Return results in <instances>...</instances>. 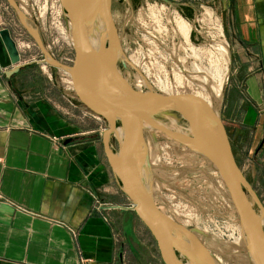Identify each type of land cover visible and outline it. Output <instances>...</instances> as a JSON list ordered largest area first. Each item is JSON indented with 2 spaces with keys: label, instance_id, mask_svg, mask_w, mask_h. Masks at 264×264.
<instances>
[{
  "label": "crops",
  "instance_id": "0c3cea01",
  "mask_svg": "<svg viewBox=\"0 0 264 264\" xmlns=\"http://www.w3.org/2000/svg\"><path fill=\"white\" fill-rule=\"evenodd\" d=\"M194 1L164 0L163 10L197 28L205 8L206 28H222L231 67L225 121L247 134L264 187V0ZM1 4L0 29L22 58L15 73L0 67V264H166L111 167L102 118L22 50L20 13L4 21Z\"/></svg>",
  "mask_w": 264,
  "mask_h": 264
},
{
  "label": "rangeland",
  "instance_id": "374dc122",
  "mask_svg": "<svg viewBox=\"0 0 264 264\" xmlns=\"http://www.w3.org/2000/svg\"><path fill=\"white\" fill-rule=\"evenodd\" d=\"M1 2L4 21L10 16L19 21L21 11L30 28L23 25L18 32L22 50L44 59L40 64L49 72L55 69L57 72L52 75L56 82L61 83L63 79L65 85H71L66 66L74 61V47L69 18L61 0ZM164 5V0H112V16L126 63L124 65L121 59L118 63L121 81L127 79L137 90H150L151 87L162 93L195 94L209 100L225 123L237 164L248 183L246 192L255 209L264 212V187L259 184L261 173L255 168L253 152L249 153L247 134H236L232 122L225 121L231 67L229 45L224 41L222 28L218 22L206 28L205 8L200 9L201 20L195 28V24L181 19L173 8L166 6L163 10ZM45 51L47 60L53 59L59 65L45 61ZM86 111L97 115L88 108ZM164 116L162 120L167 124L175 128L183 125L187 130L183 118L177 119L173 114ZM101 118L106 127L107 121ZM145 137L151 166L148 183L157 205L176 222L195 230L217 264L244 263L248 245L218 172L201 154L163 131L146 128ZM110 143L115 151L118 150L115 136ZM179 257L183 264L189 262L184 255Z\"/></svg>",
  "mask_w": 264,
  "mask_h": 264
},
{
  "label": "water",
  "instance_id": "95a60500",
  "mask_svg": "<svg viewBox=\"0 0 264 264\" xmlns=\"http://www.w3.org/2000/svg\"><path fill=\"white\" fill-rule=\"evenodd\" d=\"M61 2L71 22L74 61L66 69L70 71L74 93L86 108L107 121L102 139L108 160L136 214L154 235L165 263L183 264L179 255H184L190 262L194 256H201L200 264H215V260L195 230L163 212L153 197L148 180L143 177V168L149 165L145 129L150 126L187 145L214 167L229 193L250 252L258 264H264V212L255 209L246 192L248 183L237 164L225 123L217 110L195 94L141 91L131 85L125 89L102 86L95 73L96 53L92 40L95 21L100 14L107 28L105 56L109 62L108 69L103 72L113 80L123 78L118 68L123 52L112 16V0ZM19 13L23 24L29 28L23 13ZM16 44L9 29L1 28L0 67L7 69L8 74L21 67ZM44 53L47 60V52ZM48 62L59 65L53 59ZM123 63L126 64L124 60ZM165 114L186 120L187 130L183 125L168 127L162 120ZM117 128L121 136L117 138L119 148L115 151L110 140Z\"/></svg>",
  "mask_w": 264,
  "mask_h": 264
},
{
  "label": "bare ground",
  "instance_id": "6f19581e",
  "mask_svg": "<svg viewBox=\"0 0 264 264\" xmlns=\"http://www.w3.org/2000/svg\"><path fill=\"white\" fill-rule=\"evenodd\" d=\"M69 23L71 25L70 20H69ZM183 27L185 28V26H183ZM106 33H107V28H106V24H105V21H104V17L102 16V14H100L99 17H97V19L95 21V26H94V31H93V39H92L93 43H94V46H95V53H96V56H95L94 60H95V73L96 74L98 73L97 74V80L102 86L104 85V86L115 87L116 89H125V88H127V86H129V83L127 82V79H125L123 82L122 81L117 82L118 80H113L111 77H109L108 75H106L103 72L104 69H108V66H109V62L106 61L107 59H106V56H105V50L107 49V41H106L107 34ZM70 37L72 39V35ZM47 59H48V57H47ZM143 83L145 85H149V83L147 81H145V80H143ZM150 90L157 91L155 89H152L151 87H150ZM141 91H143V90H141ZM216 93H219V92H216ZM208 102H210V101L208 100ZM167 126L169 127L171 125L167 124ZM173 127L175 128V126L172 125L171 128H173ZM148 128H152L153 129V127H151V126L148 127ZM113 136H115L116 138L121 136V131H120L119 128L116 129V131L113 133ZM150 167H151L150 165H147V166H144V168H143V177L146 180H149ZM244 240H245L246 244L248 245L245 236H244ZM200 259H201V256L200 257L194 256L193 257V261H191V262L189 261L187 264H200V262H201ZM215 264H217V263L215 262Z\"/></svg>",
  "mask_w": 264,
  "mask_h": 264
},
{
  "label": "flooded vegetation",
  "instance_id": "af4514ba",
  "mask_svg": "<svg viewBox=\"0 0 264 264\" xmlns=\"http://www.w3.org/2000/svg\"><path fill=\"white\" fill-rule=\"evenodd\" d=\"M246 251V255L243 257L244 263H238V264H258L256 259L253 257V255L250 253V250L248 247ZM252 255V256H251Z\"/></svg>",
  "mask_w": 264,
  "mask_h": 264
},
{
  "label": "built area",
  "instance_id": "2783aa9c",
  "mask_svg": "<svg viewBox=\"0 0 264 264\" xmlns=\"http://www.w3.org/2000/svg\"><path fill=\"white\" fill-rule=\"evenodd\" d=\"M70 39H71V37H70ZM72 40V39H71ZM73 43V42H72Z\"/></svg>",
  "mask_w": 264,
  "mask_h": 264
}]
</instances>
